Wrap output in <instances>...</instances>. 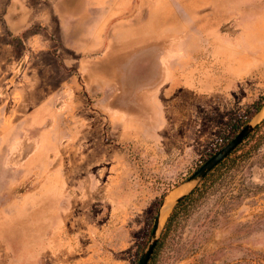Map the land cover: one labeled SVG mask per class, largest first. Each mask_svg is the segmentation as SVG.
<instances>
[{
	"label": "rangeland",
	"instance_id": "obj_1",
	"mask_svg": "<svg viewBox=\"0 0 264 264\" xmlns=\"http://www.w3.org/2000/svg\"><path fill=\"white\" fill-rule=\"evenodd\" d=\"M263 105L264 0H0V264H137ZM174 205L147 264H264V142Z\"/></svg>",
	"mask_w": 264,
	"mask_h": 264
},
{
	"label": "trees",
	"instance_id": "obj_2",
	"mask_svg": "<svg viewBox=\"0 0 264 264\" xmlns=\"http://www.w3.org/2000/svg\"><path fill=\"white\" fill-rule=\"evenodd\" d=\"M262 104V103H261ZM261 104L257 106V112ZM264 142V118L254 126L252 132L217 166H215L207 175L201 180V185L191 189L187 194L182 196L174 205L170 215L168 216L164 225L162 236L165 237L172 228L173 222L176 220L178 214L185 210L188 206L195 202L198 197L203 196L206 192L209 183L221 179L223 176L236 169L239 165L249 161L254 155L258 153L260 146ZM207 180H211L208 182ZM162 237V238H163Z\"/></svg>",
	"mask_w": 264,
	"mask_h": 264
},
{
	"label": "water",
	"instance_id": "obj_3",
	"mask_svg": "<svg viewBox=\"0 0 264 264\" xmlns=\"http://www.w3.org/2000/svg\"><path fill=\"white\" fill-rule=\"evenodd\" d=\"M264 107V105H263ZM262 107V108H263ZM261 108V109H262ZM254 126H252L250 123L244 125L237 134L231 138L225 146H223L221 149H219L217 152H215L213 155H211L207 160H205L186 180L185 184H191L193 182H197L199 180H202L208 172H210L215 166H217L225 157H227L243 140L245 137L248 136L253 130ZM188 191V190H187ZM186 191V192H187ZM186 192L180 196H177L173 202L175 204L178 202V200L186 194ZM163 205V203H162ZM161 205V207H162ZM160 207V209H161ZM159 218H160V210L157 213L153 226L151 231V237L147 244L146 249L142 252V254L139 256L137 264H147L157 243L158 239V230H159Z\"/></svg>",
	"mask_w": 264,
	"mask_h": 264
},
{
	"label": "bare ground",
	"instance_id": "obj_4",
	"mask_svg": "<svg viewBox=\"0 0 264 264\" xmlns=\"http://www.w3.org/2000/svg\"><path fill=\"white\" fill-rule=\"evenodd\" d=\"M263 114H264V107L261 109V112H260V115H263ZM188 187H189V184H183V190L179 194L174 195L175 193H172L166 197V199L164 200L163 205L160 209V218H159V225L160 226L162 224V220L169 213V210L171 209L173 201L175 200V198L177 196L184 194L188 190Z\"/></svg>",
	"mask_w": 264,
	"mask_h": 264
}]
</instances>
